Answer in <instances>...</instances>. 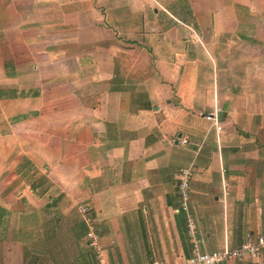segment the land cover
Returning a JSON list of instances; mask_svg holds the SVG:
<instances>
[{"label": "crops", "instance_id": "0c3cea01", "mask_svg": "<svg viewBox=\"0 0 264 264\" xmlns=\"http://www.w3.org/2000/svg\"><path fill=\"white\" fill-rule=\"evenodd\" d=\"M183 168L202 250L264 232V0H0V264L183 262Z\"/></svg>", "mask_w": 264, "mask_h": 264}, {"label": "built area", "instance_id": "2783aa9c", "mask_svg": "<svg viewBox=\"0 0 264 264\" xmlns=\"http://www.w3.org/2000/svg\"><path fill=\"white\" fill-rule=\"evenodd\" d=\"M207 120H210L216 130H221L220 122L215 114L205 115ZM190 168H183L178 174L177 193L180 200L181 207L184 210L187 222V230L190 235L194 236L195 222L190 211L189 201V177ZM80 214L86 215L87 208L83 205L78 206ZM88 221V219H85ZM88 236L91 241L89 244L94 248L96 255L100 256V249L97 244V235L89 227ZM249 258L256 264H264V232L258 233L253 236L248 235L244 241H242L236 247H224L219 250L204 251L200 248L199 242L193 237V253L179 264H223L234 259ZM164 264V263H163Z\"/></svg>", "mask_w": 264, "mask_h": 264}, {"label": "rangeland", "instance_id": "374dc122", "mask_svg": "<svg viewBox=\"0 0 264 264\" xmlns=\"http://www.w3.org/2000/svg\"><path fill=\"white\" fill-rule=\"evenodd\" d=\"M256 233V232H255ZM253 236L257 235V234H252Z\"/></svg>", "mask_w": 264, "mask_h": 264}]
</instances>
